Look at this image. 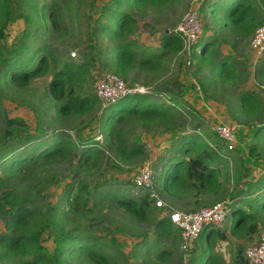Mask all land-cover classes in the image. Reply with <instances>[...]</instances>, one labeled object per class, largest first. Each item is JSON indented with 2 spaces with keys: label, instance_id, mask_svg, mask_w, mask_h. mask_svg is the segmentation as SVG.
<instances>
[{
  "label": "rangeland",
  "instance_id": "374dc122",
  "mask_svg": "<svg viewBox=\"0 0 264 264\" xmlns=\"http://www.w3.org/2000/svg\"><path fill=\"white\" fill-rule=\"evenodd\" d=\"M109 1L33 0L29 3L28 0H12L13 17L5 32L4 44L14 46L26 37L25 32L30 28L32 34L27 37L29 43L48 45L59 62L80 61L86 43H97L94 25ZM233 1L175 0L173 5L162 11H136L138 25L133 38L139 41V48L161 49L165 34L175 32L178 23L191 11L199 15L202 35L196 44L193 57L187 58V55L180 51L167 58V68L162 76L142 73L137 69L128 77H123L130 84L151 86L154 94L148 95L149 98L159 104L175 105L185 115V119L173 127L147 126L135 119H128L121 124L120 127L129 143L145 145L142 155L129 163L117 158L112 144L105 137V114L101 103L96 111L70 121L60 123L56 119L54 103L48 93L51 73L35 79L26 88L14 85L3 88L4 97H1V100L6 116L23 119L28 125V133L36 136L23 150H32L39 143L36 140L48 139L61 132L70 134L75 143L76 152L72 160H59L48 166H39L35 173L16 179L11 185L23 202L36 210L44 223L59 222L63 227L75 231H83L89 225L96 234L115 236L116 244L122 251L127 255H135L130 260L120 258L117 264H189L191 257L203 253L205 249L210 250L211 243L202 236L190 246L183 247L181 235L163 237L157 234L155 220L167 217L176 210H197L222 201H227L229 207L230 201L231 204L234 203L231 197L238 189H245L247 183L257 180L264 182V152L259 150L262 158H259L260 154H250V149L257 139L256 133L264 124V74L259 71L264 56L257 58L250 46L256 30L264 24V0H255L260 3L263 23L257 25L248 38L224 26L225 10H228ZM54 3L55 10L60 13L63 28L54 29L51 23L41 19L35 12L36 8L31 7L35 4L38 9H42ZM214 5L218 6L215 11L212 10ZM124 8L133 11L128 4L124 5ZM26 15L29 16V21ZM103 38L105 43L109 44L108 38ZM213 40L217 43L211 50L217 52L220 57H230V62L237 66L233 78L226 83L213 81V61L207 57L204 60L199 56L201 46ZM24 57L25 55L22 56ZM99 59L93 67L89 84L85 86V93H94L95 84L101 77L107 72H114L112 68L103 66L102 58ZM170 89L179 92L181 100L174 102V94ZM243 93H247L248 97L254 95L261 101L257 118L251 119L245 115L240 102ZM131 97L133 96H128L125 101H131ZM151 99H144L143 106ZM222 124L234 125L236 134V147L231 155L229 154L231 159L226 163L228 178L224 180V184L228 190L213 202H209L210 198L202 201L193 198L174 201L168 198L161 187L162 179L171 157H189L181 150L186 142L184 139L198 135L206 143L215 146L218 143L223 148L221 154L226 158V148L214 133V128ZM3 130L4 120L1 119L0 139ZM24 138L25 134L22 132L16 142H21ZM2 143L3 141H0V147ZM91 145L101 149V156L96 161L93 159L91 165L82 167L78 164V156L84 148ZM145 163H150L153 167L156 184L154 191L165 207L159 210L153 206L149 220L138 221L116 204L109 203V200L103 204H94L92 208L90 205L89 211L69 210L67 196L72 188H77L78 183H87L89 186L100 184L102 191L128 193L138 167ZM144 192H139L137 196H143ZM230 208L226 221L219 228L227 238H218L213 250V253L224 257L223 264H231L240 247L245 255V250L250 244L264 237V217L258 218L259 232L255 235L245 238L235 236L231 231L234 218ZM5 230L2 220L0 231ZM49 234L48 231L43 233V243L53 248V238ZM167 249L173 252L172 258L162 262L157 254Z\"/></svg>",
  "mask_w": 264,
  "mask_h": 264
},
{
  "label": "trees",
  "instance_id": "16d2710c",
  "mask_svg": "<svg viewBox=\"0 0 264 264\" xmlns=\"http://www.w3.org/2000/svg\"><path fill=\"white\" fill-rule=\"evenodd\" d=\"M28 1L30 3L33 0ZM174 2L175 0H110L94 25L97 43H86L80 61L59 62L48 45L28 42L27 37L32 34L30 28L25 32L26 37L14 46L4 44L5 32L13 17V5L12 0H0V120H4L0 139L3 141L0 147V221H4L6 228L5 231H0V264H117L120 258L130 260L135 256L133 253L127 255L122 251L116 244L115 236L96 234L89 225L83 231H75L63 227L59 222L44 223L36 210L23 202L11 188L16 179L35 173L39 166H48L59 160H72L76 148L71 135L61 132L48 139L36 140L39 143L32 150H23L36 136L28 133V125L23 119L6 116L2 109L1 97H4L5 86L26 88L35 79L51 73L48 93L54 103L55 117L62 123L94 112L100 107V100L95 91L85 93V86L89 84L93 67L100 61L99 58L103 59V66L112 68L124 78L137 69L142 73L162 76L167 68V58L182 49V39L172 31L165 34L161 49L139 48V41L133 38L138 25L136 11L158 12ZM126 4L130 5L133 11L125 9ZM54 5L55 3L44 6L39 8L40 10L35 4L31 7L36 8L35 12L44 22L46 20L51 23L54 29L63 28L60 13L55 10ZM259 5L255 0H234L228 10H225L224 26L246 38L250 37L255 27L263 23ZM217 7L212 6V10L215 11ZM104 36L108 38L109 44L105 43ZM216 43L215 40L205 42L201 46L199 56L204 60L209 58L213 61V81L226 83L233 78L237 66L230 62V57H220L217 52L211 50ZM259 71L264 74V58ZM170 92L174 94V102L181 100L179 92L173 89H170ZM147 98L151 99L148 95H135L131 97V101H125L128 99L125 97L103 109L105 137L112 144L120 161L129 163L140 157L145 150L143 143H129L125 137L120 125L128 119H135L147 126L167 127L179 125V122L185 119V115L174 105L159 104L151 99L143 106L144 99ZM240 102L247 117L257 118L261 108L259 99L243 93ZM22 132L25 138L17 143L16 139ZM256 137V142L250 149L251 156H259V150L264 152V124L258 129ZM184 141L186 142L181 150L189 157L180 158L176 155L169 159L168 169L162 179L163 192L174 201L191 198L202 201L210 198L209 202H213L220 199L228 190L224 180L228 178L226 163L229 160L221 154L223 148L218 143L216 146L206 143L198 135ZM101 152L100 148L93 145L84 148L78 156V164L82 167L91 165L93 159L96 161L100 158ZM225 152L228 155L232 153ZM262 157L260 154L259 158ZM99 185L78 183L77 188H72L67 196L69 210L89 211L90 205L92 208L94 204H103L109 200V203L116 204L130 217L145 221L149 220L153 206L159 210L165 208L156 207L155 199L149 194L139 197L129 191L122 194L109 190L107 192L100 190ZM252 188L254 190H251ZM231 198L234 200L233 204L231 201L229 204L234 218L232 233L240 238L258 233V218L264 217V182L257 180L247 183L245 189H238ZM155 226L157 234L163 237L181 235L170 216L156 219ZM46 231L53 238V248L43 243L42 236ZM200 236L211 243L210 250L205 249L202 251L204 254L194 255L189 264H223L224 257L213 253V250L218 238H227L225 233L219 228L206 226ZM172 254L173 252L167 249L158 252L157 256L160 261L165 262L172 258ZM231 264H250L241 247Z\"/></svg>",
  "mask_w": 264,
  "mask_h": 264
},
{
  "label": "built area",
  "instance_id": "2783aa9c",
  "mask_svg": "<svg viewBox=\"0 0 264 264\" xmlns=\"http://www.w3.org/2000/svg\"><path fill=\"white\" fill-rule=\"evenodd\" d=\"M175 33L183 42L181 53L184 52L187 58L193 57L196 44L202 35V23L198 13L194 11L187 13L176 26ZM250 46L257 58L264 56V24L260 25L256 30ZM73 55L75 56L76 54L74 53ZM94 91L100 100L102 109L128 96L154 94L151 86L127 83L122 76L115 72L105 73L95 84ZM214 133L225 146V151L234 150L236 147L234 125H219L214 128ZM226 158L231 159L228 154ZM155 186L153 167L150 163H145L138 167L131 181L129 191L134 196L139 195V192L145 191L143 194H149L151 198L155 199V203L159 204L157 206L161 208L164 203L158 200V195L154 191ZM229 213L228 202L222 201L197 210H176L169 216L174 227L181 231L183 247H188L198 239L206 226L220 228ZM245 257L250 264H264V237L246 248Z\"/></svg>",
  "mask_w": 264,
  "mask_h": 264
}]
</instances>
